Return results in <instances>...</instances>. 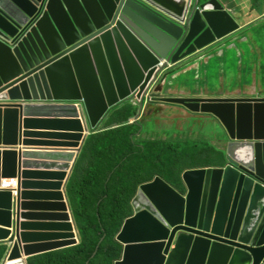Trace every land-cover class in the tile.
Returning <instances> with one entry per match:
<instances>
[{
	"label": "water",
	"instance_id": "water-1",
	"mask_svg": "<svg viewBox=\"0 0 264 264\" xmlns=\"http://www.w3.org/2000/svg\"><path fill=\"white\" fill-rule=\"evenodd\" d=\"M236 29L219 0H0V183L17 181L16 195L0 189L7 264L78 242L65 171L113 108L133 98L139 115L161 62L171 67L150 105L215 117L219 160L184 171L178 187L140 185L114 264H264V94H168L177 72L221 52ZM48 111L72 130L33 128Z\"/></svg>",
	"mask_w": 264,
	"mask_h": 264
},
{
	"label": "trees",
	"instance_id": "trees-1",
	"mask_svg": "<svg viewBox=\"0 0 264 264\" xmlns=\"http://www.w3.org/2000/svg\"><path fill=\"white\" fill-rule=\"evenodd\" d=\"M135 113L129 102L121 103L83 142L65 186L78 242L33 255L27 264H114L122 253L115 236L132 214L130 203L140 185L159 177L178 187L185 170L218 162L219 154L204 144L137 137L139 125L129 123ZM7 252L0 242V264Z\"/></svg>",
	"mask_w": 264,
	"mask_h": 264
},
{
	"label": "crops",
	"instance_id": "crops-1",
	"mask_svg": "<svg viewBox=\"0 0 264 264\" xmlns=\"http://www.w3.org/2000/svg\"><path fill=\"white\" fill-rule=\"evenodd\" d=\"M219 1L231 14L237 29L228 36L221 52L208 54L202 60L190 64L175 74L176 78L172 82L170 89V94L173 96L240 95L255 97L264 93L259 79L260 68L256 51L251 48L250 52H247L245 48L238 46V43H241V38L246 40L248 36L251 38L254 36L253 27L257 25L258 20L264 17V0ZM146 110V114L150 112V115L145 116L143 121H148L150 126L142 128L140 132L138 131L137 137L144 140H159L163 142H193L195 144H204L213 149L218 147L217 140L223 134V128L220 122L212 115L193 113L180 105L165 103L149 106ZM61 116L67 117L68 115H59V117ZM37 118L48 122V124L43 126H33V128L45 134L65 133L64 131L72 130L71 127L66 128L50 124L49 122L55 120V115L52 111L39 114ZM88 131L90 132L91 130L88 129ZM86 133L87 131L84 130L82 134ZM26 148L35 149L33 151H40L37 150L38 148H48L46 151L56 149L53 147ZM62 149L68 150L69 148ZM208 166L212 165H198L194 168ZM72 169L70 172L65 171L67 174L65 179L67 178L68 180ZM1 224L3 223L0 221Z\"/></svg>",
	"mask_w": 264,
	"mask_h": 264
},
{
	"label": "clouds",
	"instance_id": "clouds-1",
	"mask_svg": "<svg viewBox=\"0 0 264 264\" xmlns=\"http://www.w3.org/2000/svg\"><path fill=\"white\" fill-rule=\"evenodd\" d=\"M162 62L161 63H159L158 65H157V67H156V70H155V72L157 71V73H156V76H155V78H153L152 80H151V85L149 86V88L147 89V91L144 93V98H143V105H142V108H141V110H140V113H139V115L137 116V117H132L130 120H129V123H133V122H137V124L139 125V132L142 130L141 129V126H140V123H143V119L145 118V116H147V114L146 115H144V118H141V114H143V113H146V109H148V107L149 106H152V105H150V103H151V101H152V97H151V93H153V91H154V89L155 88H157V87H160V88H162L164 85H165V83H166V78L165 77H163L164 76V74H165V72L168 70V68L169 67H171V64H167V67L166 68H162L161 70H159L158 71V68L159 67H161L162 66ZM171 89V88H170ZM170 89L168 90V94L169 95H171L170 94ZM135 96V95H134ZM171 96H173V95H171ZM256 97V96H255ZM132 106H134L135 107V110H136V102H135V99H133V98H131L129 101H128ZM156 104H160V103H156ZM156 104H153V105H156ZM165 104H167V103H165ZM150 113V112H149ZM136 114V113H135ZM150 115V114H149ZM148 115V116H149ZM107 119V118H106ZM145 128V127H144ZM87 137V136H86ZM74 167V166H73ZM209 167V166H208ZM191 169H197V168H191ZM186 171V170H185ZM183 173V172H182ZM181 177V176H180ZM8 180V179H7ZM16 180V179H15ZM68 181V180H67ZM0 189H4V188H2L1 187V185H0ZM5 190H11L12 192H13V194L14 195H16V189H5ZM8 247V246H7ZM6 256H7V254H6ZM29 258V257H28ZM5 262H6V257H5V259H4V262H3V264H5ZM25 264H27V259H26V262H25Z\"/></svg>",
	"mask_w": 264,
	"mask_h": 264
},
{
	"label": "rangeland",
	"instance_id": "rangeland-1",
	"mask_svg": "<svg viewBox=\"0 0 264 264\" xmlns=\"http://www.w3.org/2000/svg\"><path fill=\"white\" fill-rule=\"evenodd\" d=\"M253 34L254 37L252 38L249 36L246 38V40H244V38H241V43H238V46L241 48H245L247 52H250L251 48L256 51L257 61L260 68L259 79L262 90L264 92V81L262 80V67L264 66V18H261L257 21V25L253 27Z\"/></svg>",
	"mask_w": 264,
	"mask_h": 264
},
{
	"label": "built area",
	"instance_id": "built-area-1",
	"mask_svg": "<svg viewBox=\"0 0 264 264\" xmlns=\"http://www.w3.org/2000/svg\"><path fill=\"white\" fill-rule=\"evenodd\" d=\"M182 24H185V22L183 21ZM1 187L4 189H16L17 181L15 179H10L8 181L5 180Z\"/></svg>",
	"mask_w": 264,
	"mask_h": 264
},
{
	"label": "bare ground",
	"instance_id": "bare-ground-1",
	"mask_svg": "<svg viewBox=\"0 0 264 264\" xmlns=\"http://www.w3.org/2000/svg\"><path fill=\"white\" fill-rule=\"evenodd\" d=\"M253 37H254V36H253ZM192 79H193V78H192ZM200 79H201V78H200ZM235 82H236V81H235ZM192 87H193V86H192ZM235 87H236V86H235ZM235 87H234V88H235ZM189 88H190V87H189ZM231 88H232V87H231ZM231 90H232V89H231ZM177 91H178V90H177ZM174 92H175V91H174ZM172 93H173V92H172ZM146 111H147V110H146ZM144 115H146V113H144ZM4 181H5V180H2L1 183H0V185H2V184L4 183ZM6 181H8V180H6ZM5 264H7V262H5ZM17 264H20V263H17ZM24 264H25V263H24Z\"/></svg>",
	"mask_w": 264,
	"mask_h": 264
}]
</instances>
